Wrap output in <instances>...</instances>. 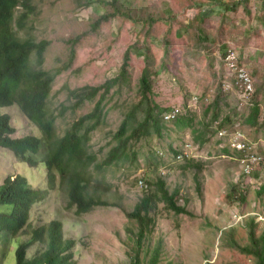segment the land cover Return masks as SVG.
Instances as JSON below:
<instances>
[{"label": "rangeland", "instance_id": "obj_1", "mask_svg": "<svg viewBox=\"0 0 264 264\" xmlns=\"http://www.w3.org/2000/svg\"><path fill=\"white\" fill-rule=\"evenodd\" d=\"M28 1L31 10L23 4L15 8V16L26 12L25 27L14 25L16 33L49 40L43 62L47 71L69 66L56 75L48 99V112L55 116V139L92 110L101 90L75 109L70 106L76 98L69 92L115 78L129 51L126 79L112 86L103 100L105 116L90 140L96 156L93 165L98 164L96 169L90 167L91 184L97 185L101 198L118 206L76 215L74 207H67L64 189L49 190L31 206L28 224L19 235L10 238L0 232V264H14L16 244L30 241L31 231L52 218L61 221L62 238L75 242L72 264H132L135 259L138 264H152L154 258L153 264H256L254 256L235 246L252 248L248 232L257 238L264 227V195L255 193L264 184V0H247L234 11H224L213 0H119L121 11L137 19L117 14L97 24H93L96 18L112 11L101 1L88 5L84 0ZM207 8L208 16L197 17ZM146 16L161 19L149 24ZM73 37V43L67 41ZM227 48L239 54L252 76L254 92L248 99L222 90L226 75L221 52ZM147 62L151 93L146 99L140 77ZM254 103L259 111L256 124L250 125L245 117ZM147 104L155 105L154 112L159 110L157 129L151 122L138 125ZM171 108L177 109L175 118H189L190 125L164 119L162 112ZM128 112H133L126 131L128 157L102 166L117 144L114 132ZM0 114L8 116L12 137L42 135L18 105L0 107ZM218 125L242 130L263 164L243 174L235 152L221 154ZM182 150L192 154L190 167L182 168L186 159L175 157L174 152ZM13 175L24 176L37 190L46 187L43 162L31 167L0 147V183ZM140 179L147 187L139 184ZM158 179L168 193L176 192L175 204L188 214H175L156 199L149 212L152 223L146 217L145 229L151 232L136 248L134 235L140 224L126 212L134 211L147 193H155ZM41 249V243L33 242L27 255Z\"/></svg>", "mask_w": 264, "mask_h": 264}, {"label": "trees", "instance_id": "obj_2", "mask_svg": "<svg viewBox=\"0 0 264 264\" xmlns=\"http://www.w3.org/2000/svg\"><path fill=\"white\" fill-rule=\"evenodd\" d=\"M95 1H101V3L111 6L112 11L102 13L93 24L117 14L130 19H137L130 16L127 11H121L119 0ZM246 1L213 0V3L224 11H234L239 5H244ZM91 2L93 0H84L86 5ZM20 4H23L27 9H32L28 0H0V107L18 105L22 114L37 126L42 135L37 137L28 133V135L14 138L11 136L14 130L9 124L8 116L0 114V147L10 150L16 160L25 162L31 167L43 162L46 187L37 190L21 175L7 176L2 180L0 183V206L3 209L0 210V232L10 238L19 235L20 231L28 224L31 206L42 200L49 190L57 187L66 191L67 207H74L76 215L87 213L95 207L118 206L114 202L101 198L97 185L92 186L91 184L90 167L93 166L96 169L98 164L93 165L96 156L90 151V140L92 130L103 121L105 116L103 107L107 101L103 102V100L107 97L112 86L118 81L122 82L126 79L125 67L129 59V51L127 50L120 72L115 78L97 86H83L69 92V95L76 98V101L70 106L71 109H75L85 101H92L97 92L101 90L97 100L93 103L92 110L75 119L65 129L63 135L55 139V116L48 112V99L56 75L69 66L66 64L53 71H47L43 68L44 52L48 47L49 40L46 38L36 40L32 36L20 37L16 33L14 25L18 28L25 27L26 12L23 11L15 16V8ZM210 12V8L200 10L197 17L203 19ZM143 19L151 24L161 18L153 19L152 16H146ZM74 39L75 37L69 38L67 41L73 43ZM227 50L234 51V49L227 48L221 52L222 57ZM70 52L71 60L74 55L72 47ZM32 57H34L33 63H31ZM145 59L147 61L148 56ZM149 65L147 62L140 77L141 91L146 99L151 93ZM154 107L155 105H146L143 119L138 125L143 126V124L151 122L156 129L159 128L160 117L156 114L159 110L154 112ZM258 111V105L254 103L245 117V122L250 125L256 124ZM62 114L63 110L58 115L61 116ZM132 114L133 112H128L114 132L117 144L109 149L107 156L101 163L102 166H108V164L128 157L127 143L129 138L126 131L128 120ZM153 114H156V117ZM216 114L214 117L217 116ZM173 120L177 125H190L189 118L176 117ZM40 153L42 154L38 157ZM176 153L175 151L174 154ZM222 153L227 155L228 151L224 149ZM188 165L191 166V159H186L182 168H187ZM155 186V193H147L135 206L134 211L126 212L128 217L136 218L140 224V230L134 235L136 248L141 247L146 232H151L150 229H145L146 217L149 223H152L149 212L156 199H162L164 206L175 214H188L182 206L175 204L173 199L176 194L175 191L168 193L164 182L160 179L155 182ZM255 193L258 196L264 195V184L260 185ZM238 197L242 200V196ZM141 212L144 213V216L140 214ZM248 237L252 242V248L235 246L236 249L243 254L254 256L256 264H264V227L257 238L253 237L252 231L248 232ZM33 242L41 243L42 249L29 257L27 249ZM74 245V240L62 238L61 221L52 218L31 231L30 241L16 244L14 264H72ZM155 259L152 260V264ZM132 264H138V260L135 259Z\"/></svg>", "mask_w": 264, "mask_h": 264}, {"label": "built area", "instance_id": "obj_3", "mask_svg": "<svg viewBox=\"0 0 264 264\" xmlns=\"http://www.w3.org/2000/svg\"><path fill=\"white\" fill-rule=\"evenodd\" d=\"M221 60L226 75V81L221 86L222 90H232L241 99H248L252 92H254V84L250 72L240 61L238 53L235 50H227ZM176 112V108L164 110L162 117L164 119L175 118ZM217 136L220 140L219 147L237 152V161L243 174H248L255 166L263 163L262 156L254 151L253 144L246 139L242 130L235 125L232 127H219L217 129ZM184 147H187V145ZM182 156L192 157V154L186 150H182L181 154L176 155V159ZM138 182L142 187H147V184L143 180L140 179Z\"/></svg>", "mask_w": 264, "mask_h": 264}, {"label": "clouds", "instance_id": "obj_4", "mask_svg": "<svg viewBox=\"0 0 264 264\" xmlns=\"http://www.w3.org/2000/svg\"><path fill=\"white\" fill-rule=\"evenodd\" d=\"M175 119V118H174ZM219 127H223V126H218V127H216V133H217V129L219 128ZM225 127V126H224ZM243 132V131H242ZM244 133V132H243ZM245 136V135H244ZM246 137V136H245ZM247 139V138H246ZM250 142V141H249ZM218 143H220V140L218 139ZM251 144H252V142H250ZM254 145V144H253ZM221 148V147H220ZM224 149H226L227 151L228 150H230V149H227V148H221V150H224ZM254 149V148H253ZM233 151V150H232ZM233 152H235V151H233ZM236 154H237V152H235ZM178 154H181V152H179V153H176L175 154V157H176V155H178ZM221 154H223V153H221ZM225 155V154H224ZM237 157H238V154H237ZM180 159V158H179ZM181 159H192V157H184V156H182L181 157ZM261 164H263V163H261ZM260 165V164H259Z\"/></svg>", "mask_w": 264, "mask_h": 264}, {"label": "crops", "instance_id": "obj_5", "mask_svg": "<svg viewBox=\"0 0 264 264\" xmlns=\"http://www.w3.org/2000/svg\"><path fill=\"white\" fill-rule=\"evenodd\" d=\"M218 145H219V143H218Z\"/></svg>", "mask_w": 264, "mask_h": 264}]
</instances>
